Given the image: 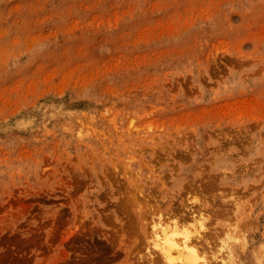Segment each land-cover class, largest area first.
<instances>
[{
	"label": "rangeland",
	"instance_id": "1",
	"mask_svg": "<svg viewBox=\"0 0 264 264\" xmlns=\"http://www.w3.org/2000/svg\"><path fill=\"white\" fill-rule=\"evenodd\" d=\"M189 206L264 264V0H0V264H140Z\"/></svg>",
	"mask_w": 264,
	"mask_h": 264
},
{
	"label": "bare ground",
	"instance_id": "2",
	"mask_svg": "<svg viewBox=\"0 0 264 264\" xmlns=\"http://www.w3.org/2000/svg\"><path fill=\"white\" fill-rule=\"evenodd\" d=\"M190 207L191 206L188 207L189 208V212H188L189 217L186 216V214L185 215L183 214V216L188 217L187 219L184 217L186 220L185 221L183 220V222L182 221L179 222L178 221L179 219H177V221H175L174 220L175 217L174 218L172 217L174 221L168 222V220L166 221V219H168L169 216H167V218H165V221L163 220L160 223L159 218H158V220H156V217H158L161 214L158 211L155 212V217L154 216L153 217L155 218L154 220L156 222L154 221V223L152 222L151 224L149 222V226L151 227V225H152V227L150 229L149 236L148 237H147V235L145 236L149 240V242H148V244L146 243V245H145V248L147 249V253H145L146 251L144 252L145 249H143V252L145 254L141 252V254H144V256L140 255V256H142V259L144 261H147V259H148V262H147L148 264H209V263L212 264L215 259H218V260H216L218 262V264H242L239 260V256L236 253L235 244L233 246L230 245V247L228 246V238L231 237L230 234H227L226 237H224L223 236L224 234H222V236L224 238H223V243L221 242L222 244H220V242H219L220 246L218 244L214 243L215 246H217V245L219 246L218 249L214 246L217 250H219L218 254L210 253L207 255L206 251H208L209 248H207L208 243H204L205 236L202 234L203 233V230H202L203 225H202L201 220H203V218H199L200 213L199 214H197L198 212L195 213V211L193 209L190 210ZM144 213L145 212L141 211L142 217L146 216V214H144ZM149 213H151V211H149ZM156 213H159V215H157ZM167 213H168V211H167ZM177 213L178 212H176V214ZM148 217H150V214ZM146 218H147V216H146ZM146 218H144V219H146ZM172 218H170L169 220H171ZM177 218H178V216H177ZM144 219H143V221H145ZM152 220H150V221H152ZM209 223L210 222L205 223V224H209ZM136 224H137V222H136ZM149 226H148V228H150ZM207 227H209V226H207ZM216 227L218 228V226H216ZM228 227H230V226L228 225ZM146 228H147V226H146ZM230 228H232V227H230ZM210 230H212V229H210ZM221 230H219V231H221ZM228 230H226V231L228 232ZM138 231H139V229H138ZM148 231H149V229H148ZM206 231H208V229ZM217 231H218V229H217ZM222 231H224V230H222ZM222 231L218 232L220 235L218 237L215 235L216 233H212V235H215L219 239V237H222L221 236ZM208 233H209V231H208ZM218 233H217V235H218ZM231 234H232V232H231ZM209 236H211V235H209ZM232 236H233V234H232ZM211 237H213V236H211ZM141 238H143L142 240H144V236L143 237L141 236ZM141 246L143 247V245H141ZM208 246H210V245H208ZM140 249L142 250V248H140ZM140 249H139L138 253H140ZM146 256H148V257L145 260L144 257H146ZM138 258H140V257H138ZM210 258H212L214 260L209 262L208 260ZM143 260H142V263L140 262V264H146V262H143Z\"/></svg>",
	"mask_w": 264,
	"mask_h": 264
}]
</instances>
